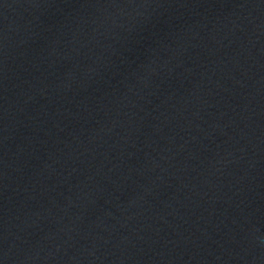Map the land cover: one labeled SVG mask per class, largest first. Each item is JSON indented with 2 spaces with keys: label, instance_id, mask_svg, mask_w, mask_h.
<instances>
[{
  "label": "water",
  "instance_id": "water-1",
  "mask_svg": "<svg viewBox=\"0 0 264 264\" xmlns=\"http://www.w3.org/2000/svg\"><path fill=\"white\" fill-rule=\"evenodd\" d=\"M0 264H264V0H0Z\"/></svg>",
  "mask_w": 264,
  "mask_h": 264
}]
</instances>
